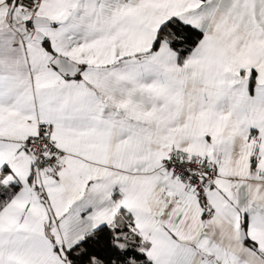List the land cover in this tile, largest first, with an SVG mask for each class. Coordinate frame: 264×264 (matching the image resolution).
<instances>
[{
	"label": "snow or ice",
	"instance_id": "obj_1",
	"mask_svg": "<svg viewBox=\"0 0 264 264\" xmlns=\"http://www.w3.org/2000/svg\"><path fill=\"white\" fill-rule=\"evenodd\" d=\"M0 264H264V0H0Z\"/></svg>",
	"mask_w": 264,
	"mask_h": 264
}]
</instances>
